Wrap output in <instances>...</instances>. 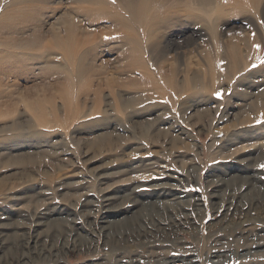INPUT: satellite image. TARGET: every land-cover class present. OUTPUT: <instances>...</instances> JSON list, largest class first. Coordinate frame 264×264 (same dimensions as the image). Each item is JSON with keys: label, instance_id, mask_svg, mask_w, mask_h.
Segmentation results:
<instances>
[{"label": "rangeland", "instance_id": "rangeland-1", "mask_svg": "<svg viewBox=\"0 0 264 264\" xmlns=\"http://www.w3.org/2000/svg\"><path fill=\"white\" fill-rule=\"evenodd\" d=\"M130 1L139 0H0V213L12 212L8 224H19L20 234L35 232L16 209L48 202L79 209L86 190L97 200L120 178L100 186L90 170L118 158L180 176L183 196L203 204L202 228L143 246L151 229L126 226L118 256L71 252L58 264H264V249L250 256L239 249L244 233L264 241L263 195L248 222L216 233L207 182L235 155L264 156L254 146L264 138V0H147L138 22ZM35 111L58 123L34 127ZM261 165L255 171L264 175ZM62 182L75 184L61 189Z\"/></svg>", "mask_w": 264, "mask_h": 264}, {"label": "bare ground", "instance_id": "bare-ground-1", "mask_svg": "<svg viewBox=\"0 0 264 264\" xmlns=\"http://www.w3.org/2000/svg\"><path fill=\"white\" fill-rule=\"evenodd\" d=\"M203 1L208 2L209 0ZM146 7L147 0H139L137 3L130 1L126 10L133 16V21L138 22L142 16H145ZM65 20L64 14L57 26ZM124 27L127 29L128 24H124ZM133 33L134 31L131 29L127 39L128 43L137 50L139 45H134L135 40L137 43V37ZM59 47H63V44L59 43ZM83 60H85L84 57ZM77 64L79 66L78 61ZM34 114L35 121H31L34 127H51L58 123L57 118L47 119L46 115L36 111ZM17 131L25 133L20 129ZM28 131L31 132L30 129ZM23 135L21 134L19 137ZM106 136L101 135L100 139L105 140L108 138ZM231 136L233 133L230 134V138ZM178 141L181 139L175 138L170 144ZM256 141L254 146L264 150V138H256ZM126 143L128 142L126 141ZM246 147L241 154H245ZM248 148H252V146ZM262 160H264V156L235 155L208 175L207 182L212 189L210 193V210L212 212L210 230L216 231V233L223 230L236 231L237 226H241L238 223L240 219L245 218L248 222L252 211L251 207L259 205L262 200L260 194L264 197V175L255 171V164ZM148 169V166L141 167L136 163L130 165L118 158H111L109 162L103 163L97 169L91 168L90 170L93 176L100 180V186L120 178L102 188L97 200L91 198V190H86L79 209L75 204H64V208H57L53 202L32 209L24 207L16 209V211L22 210L17 215L18 217H24L26 221H34L35 228H37L35 232L30 230L20 234L19 224H8L13 220L12 212L0 213V264H58L66 260L67 254L71 252L85 256L87 260L102 255H104L103 259H106L105 256H108L109 253L118 256L123 250L121 239L126 226H131L132 231L135 232L138 228L139 231L151 229L144 232L142 237L140 236L139 241L142 245L179 240L184 234L201 229L200 213L203 210V204L197 198L188 200L183 196V192L178 189L177 185L182 182L181 177L168 170ZM194 169V166H190L189 171ZM146 170L152 173L151 177L156 182H150L146 175H141V172ZM73 184L75 183L62 182L60 188L67 189ZM25 189L26 187L22 185L18 187L17 191ZM248 206L249 210L246 211ZM166 214L169 216L168 219L155 220L154 218L155 216L163 218L162 216H166ZM149 215L152 217L151 221L146 220ZM153 227H157L160 234H153ZM12 229H15L14 237L17 238V241L9 243L11 242L9 232ZM240 241L244 243L239 248L244 253L243 256H250L253 250L264 249V241L254 243L251 235L247 233H244L243 240ZM16 245L17 248H15ZM14 249L20 253L15 259L9 255ZM222 250L224 251V249ZM215 258L218 257L213 259ZM193 262L196 261L191 260L189 264H193ZM171 264L182 263L172 260Z\"/></svg>", "mask_w": 264, "mask_h": 264}, {"label": "snow or ice", "instance_id": "snow-or-ice-1", "mask_svg": "<svg viewBox=\"0 0 264 264\" xmlns=\"http://www.w3.org/2000/svg\"><path fill=\"white\" fill-rule=\"evenodd\" d=\"M257 47H259V46H257ZM262 63H264V61H262ZM217 95L219 96V95H220V93H217ZM261 167H264V165H261Z\"/></svg>", "mask_w": 264, "mask_h": 264}]
</instances>
